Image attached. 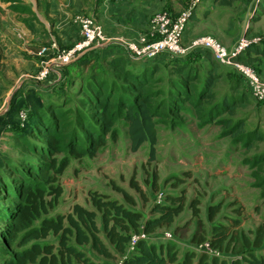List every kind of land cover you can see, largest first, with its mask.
Masks as SVG:
<instances>
[{"label":"trees","instance_id":"1","mask_svg":"<svg viewBox=\"0 0 264 264\" xmlns=\"http://www.w3.org/2000/svg\"><path fill=\"white\" fill-rule=\"evenodd\" d=\"M238 1L214 0L227 6ZM42 3L43 0H38L39 5ZM26 9L30 10L27 6ZM93 49L76 61L59 67L63 72L61 78L75 65L90 66L93 56H101L105 58V64L123 78L122 83L112 80L110 73L102 76L97 69L92 70L81 86L75 110L63 109L68 96L54 91L48 90L44 101L35 102L31 100L32 95L41 90L22 85L12 96L16 120L23 108L29 115L24 125L17 120L19 126L6 127L13 134V146L20 149L21 155L14 157L0 152V264H116L119 260L124 264H264V254L259 253L264 249V227L258 228L254 239L246 237L245 244L237 246L235 230L226 223L215 221L221 210L219 205L210 207L213 229L209 235H195L193 242L209 241L213 249L220 253L231 252L230 256L198 254L193 250L180 255L169 242L152 240V233L160 227L172 226L184 211L183 197L178 194L168 193L164 201L153 202L147 215L99 192L92 193L93 207L76 203L69 212H52L64 193L60 176L72 159L94 157L110 138L117 140L120 130L117 122L127 126L134 150L148 143L152 158L155 157L159 138L157 124L165 112L164 104L157 101L160 93L150 88L153 82L150 65L145 64L141 69L135 66L137 61L129 60L124 54L104 56L95 54ZM191 53L203 55L210 62L199 89L195 84L200 69H195L185 59ZM239 59L259 68L260 72L264 62V39L252 43ZM160 60L169 61V65L182 76L175 81L179 97H173L176 102L169 105L175 114L181 113L182 102L188 101L196 109L203 110L207 120L215 122L217 117L235 114L239 106L246 104L239 95L225 96L208 109L204 107L205 100H213V88L220 79L219 67L223 66L213 58L211 51H191L183 58L162 56L152 61ZM156 62L153 63L155 69ZM240 80L243 82L241 77ZM195 92L197 100L193 99ZM61 98H64L63 103ZM222 121L227 123L233 138L244 136L243 120ZM131 183L140 189L134 179ZM116 188L130 199L121 187ZM191 206L198 215L197 204ZM99 213L105 238L97 220ZM141 230L149 238L139 239L134 250H130L133 235ZM51 236L58 237L57 242L50 240ZM90 252L97 256H90Z\"/></svg>","mask_w":264,"mask_h":264},{"label":"rangeland","instance_id":"2","mask_svg":"<svg viewBox=\"0 0 264 264\" xmlns=\"http://www.w3.org/2000/svg\"><path fill=\"white\" fill-rule=\"evenodd\" d=\"M204 11L210 13L207 24L204 20L208 15ZM199 13L205 16L203 23L197 24L198 20L192 18L186 35L208 31L228 47L245 34L250 38L261 35L264 39V0H240L231 6L205 0L197 8V15ZM126 56L129 60H134L128 53ZM93 57L90 66L75 65L53 86L40 89L39 94H33L31 100L44 101L45 93L48 90L54 91L68 96L63 109L75 110L81 86L94 69L102 76L110 73L112 80L123 82V78L117 75L118 72L105 64V58ZM185 59L195 69H200L199 79L195 84L199 89L210 62L198 53H191ZM134 61H137L135 66L141 69L145 64L150 65V76L153 77L150 88L160 93L157 94V101L164 104L165 113L157 124L159 138L155 157L152 158L148 143L134 150L127 126L121 121L117 122L116 126L120 128L117 140L110 138L108 144L94 157L72 159L60 176L64 193L52 212H69L76 203L93 207L92 193L99 192L147 215L160 193H172L183 197L185 209L172 226L160 227L152 233V240L158 243L169 242L180 255L187 250L200 254V243L193 242V237L204 234L208 236L213 229V222L209 218L212 205H219L221 208L215 221L226 223L232 227L231 230H235L237 246L245 244L246 237L254 239L258 228L264 227V103L251 98L234 69L220 66V79L213 88V100H205L204 107L208 109L225 96L240 95L246 104L239 106L235 114L226 113L217 117L215 122L207 120L205 112L196 109L188 101H183L182 112L175 114L169 105L176 102L173 97H179L175 81L182 76L167 60L157 61L158 63L150 59ZM154 62L158 64L155 65L156 69ZM61 99L63 103L64 98ZM193 99L197 100L196 92ZM11 101L12 97L5 104L4 111L0 112V152L19 157L20 149L13 146V134L6 130L7 126H19ZM223 119L233 122L243 120L246 129L244 136L240 139L233 138ZM133 179L140 189L132 185ZM116 187H121L130 199ZM192 203L197 204L198 215L195 214ZM97 220L101 235L105 238L100 213ZM166 234H170L171 238H166ZM50 240L57 242L58 237L51 236ZM259 251L264 254V249ZM218 253L221 256L231 255V252ZM90 256L97 255L90 252Z\"/></svg>","mask_w":264,"mask_h":264},{"label":"crops","instance_id":"3","mask_svg":"<svg viewBox=\"0 0 264 264\" xmlns=\"http://www.w3.org/2000/svg\"><path fill=\"white\" fill-rule=\"evenodd\" d=\"M189 1L43 0L39 5L38 0H0V112L22 85L45 90L62 77L63 72L55 68L46 79H35L45 63L80 39V25L75 21L78 13L94 16L108 35L105 45L94 47L95 54L126 55L125 46L148 32L154 13L167 10L177 16ZM204 17L199 13L194 20L202 24ZM206 18L205 24L210 16ZM207 32L188 34L186 42L195 35L209 34ZM192 35L194 37H190ZM260 74L264 78V62Z\"/></svg>","mask_w":264,"mask_h":264},{"label":"built area","instance_id":"4","mask_svg":"<svg viewBox=\"0 0 264 264\" xmlns=\"http://www.w3.org/2000/svg\"><path fill=\"white\" fill-rule=\"evenodd\" d=\"M115 2H125L126 0H110ZM205 0H190L189 5L177 16H173L167 10L154 13L149 20V30L140 36L137 41L127 43V53L134 60H157L162 56L173 58H183L191 51H211L213 58L223 66L234 69L242 78L248 92L255 101L264 103V78L258 70L239 59V56L252 44L259 43L263 37L261 35L250 38L246 34L240 37L233 46L224 45L218 38L211 34H203L192 38L188 43L187 26L189 21L197 15V8ZM75 21L80 25V39L70 47L60 50L52 61L45 63L35 76L37 81L46 79L55 69L70 64L79 59L83 54L92 50L96 46H103L107 43L108 35L104 27L99 24L94 16L78 13ZM43 51L40 52L42 54ZM28 110L21 109L18 112L17 120L24 125L28 119ZM165 195L160 193L157 202L164 201ZM141 238H149V235L141 230L134 234L130 250H134L135 245ZM166 238H171L166 234ZM201 252L210 255H219V251L212 248L209 241L199 244ZM117 264H124L119 260Z\"/></svg>","mask_w":264,"mask_h":264}]
</instances>
